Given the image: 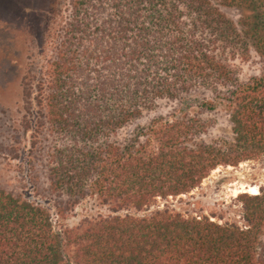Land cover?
<instances>
[{
	"label": "trees",
	"instance_id": "obj_1",
	"mask_svg": "<svg viewBox=\"0 0 264 264\" xmlns=\"http://www.w3.org/2000/svg\"><path fill=\"white\" fill-rule=\"evenodd\" d=\"M37 24L51 56L30 66L23 103L54 139L57 218L88 205L109 214L57 229L47 208L0 190V264H264V188L240 197L243 228L152 212L220 167L264 161V76L242 82L233 65L264 60V0H54ZM199 91L212 98L192 105ZM162 101L182 109L119 138ZM196 110L224 111L232 140L207 143Z\"/></svg>",
	"mask_w": 264,
	"mask_h": 264
},
{
	"label": "rangeland",
	"instance_id": "obj_2",
	"mask_svg": "<svg viewBox=\"0 0 264 264\" xmlns=\"http://www.w3.org/2000/svg\"><path fill=\"white\" fill-rule=\"evenodd\" d=\"M52 1L0 0V190L21 201L47 208L58 229L60 225L74 228L87 216H107L109 212L100 206H78L69 213L66 221L57 218L58 199L49 193L45 167L54 139L48 134L47 127L37 132L35 121L31 128L26 120L22 83L32 64L42 66L43 59L51 56L48 45L44 55L40 53L37 19ZM224 12L234 22L240 19L237 10ZM233 65L242 82L264 76V60L255 52L247 59L238 57ZM211 98L210 92L199 91L194 94L192 105H199L202 100ZM181 109V102H159L153 111L145 113L143 119L120 132L119 138L131 137L138 128H146L161 117L169 118ZM195 114L209 126L203 137L207 143L232 140V125L224 111L206 113L196 110ZM41 121L46 123L44 119ZM243 186L258 187L261 192L264 188V161H249L238 167H220L191 193L161 200L152 212L168 210L185 218H206L220 225L243 228L247 224L240 197L248 194L240 192Z\"/></svg>",
	"mask_w": 264,
	"mask_h": 264
},
{
	"label": "bare ground",
	"instance_id": "obj_3",
	"mask_svg": "<svg viewBox=\"0 0 264 264\" xmlns=\"http://www.w3.org/2000/svg\"><path fill=\"white\" fill-rule=\"evenodd\" d=\"M240 192L248 193V194H251L253 196H257V195L260 194V191H259V188L258 187H246V186H243L241 188V191Z\"/></svg>",
	"mask_w": 264,
	"mask_h": 264
}]
</instances>
